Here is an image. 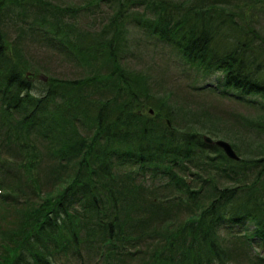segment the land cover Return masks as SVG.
<instances>
[{
    "label": "trees",
    "instance_id": "1",
    "mask_svg": "<svg viewBox=\"0 0 264 264\" xmlns=\"http://www.w3.org/2000/svg\"><path fill=\"white\" fill-rule=\"evenodd\" d=\"M207 1L0 0V211L17 205L1 216L0 264H264L263 46L231 0ZM85 13L108 22L80 25ZM131 27L177 52L195 84L186 95L243 110L235 123L189 121L178 79L156 95L121 52ZM22 43L63 50L83 77L37 85Z\"/></svg>",
    "mask_w": 264,
    "mask_h": 264
},
{
    "label": "rangeland",
    "instance_id": "2",
    "mask_svg": "<svg viewBox=\"0 0 264 264\" xmlns=\"http://www.w3.org/2000/svg\"><path fill=\"white\" fill-rule=\"evenodd\" d=\"M50 1L53 4H60V5H72L75 8L80 7L81 5H84L85 2L88 0H47ZM238 2V5L236 3ZM207 2H210V4L216 3L215 1L209 0ZM231 3L234 4V6H238V8L233 7H227L226 9H229L230 13L236 12L238 13L237 16H235L237 23L240 27H243L244 30L247 32L249 31L251 33L250 40H253L254 42H257L258 46H263V53H264V0H231ZM219 7H222L223 4L221 2L216 3ZM95 8H93L94 12ZM112 12V11H111ZM110 10H108V7L106 5H102L97 9V13H104V15H107L111 13ZM140 13L142 11L140 10ZM86 17L83 15L79 16L78 23L80 25H86L91 24L89 26L95 25L97 21H103L100 23V26H103V24L107 23V19H102L103 15L101 17L96 18L93 17L91 14L85 13ZM96 18V19H95ZM6 20V19H4ZM3 27L6 28L8 26V22L4 21V24H2ZM131 30L128 31V34L126 36V42L127 47L123 50H121L122 53L126 54L124 57H126L127 64L129 65L130 70L138 73V72H145V75L151 81V83H158V87L153 88L155 90L154 92L156 95H160L163 93V90H166L167 88L170 89L173 85V80L178 79V82H176L175 85H179L181 88V91L178 93V97L180 98V101L178 103L180 106H184V114L186 115V118L191 121L192 118L195 117V114H198L199 117L202 116L203 112H206V115L209 114L211 118H216L221 120L223 124L234 122L231 119V116L235 112H237L236 104H232L231 102L221 100L214 95L211 94H197L196 96L186 95L189 92L188 84H193L189 80V69L181 64L179 55L177 52L170 46L166 45L165 43L159 42L157 40L152 39L150 36L146 34V32H142L141 30H137L133 27L130 28ZM17 34L12 30L9 32V39L8 42L17 41ZM5 42V41H4ZM5 44V43H4ZM21 47V56L22 59L26 60V67L27 72L31 76L34 72L35 68H39L37 71L36 76L33 78L38 85V81H47L45 76H50L51 74L57 78L60 79H79L82 76V66L76 65L74 62L69 60L68 57L65 56V53L63 50H60V54L55 53V50L50 48L48 50V46L40 45V44H20ZM19 47V48H20ZM69 54V52H68ZM20 58V57H19ZM16 60V59H15ZM14 60V61H15ZM94 68H97V70H102V65L98 61L94 64ZM36 70V69H35ZM87 70V69H86ZM96 70V69H95ZM142 70V71H141ZM188 71V73L186 72ZM186 72V73H185ZM207 82H217V76H211L205 80L199 81L196 86H203L208 84ZM206 83V84H205ZM163 88V89H161ZM186 93V94H185ZM242 111L243 110L239 109ZM189 112V113H188ZM188 113V114H186ZM198 117V119H199ZM233 117V116H232ZM197 119V120H198ZM235 123V122H234ZM207 126H211L209 122L205 123ZM210 138H212L215 142L216 141H226L230 143L227 140L224 139H218L216 136L212 135ZM247 143V142H246ZM231 144V143H230ZM248 144V143H247ZM232 145V144H231ZM249 145V144H248ZM242 153H245L243 157H248V154H246V151L242 149ZM17 208L16 204L13 205H7L6 211H10L12 214L13 211ZM3 214H7L10 217V220L14 219V216L7 213V212H1L0 211V223L2 222ZM5 228H10L11 225L7 222H4ZM146 253V250H143L140 252V255L138 256V259L140 257H144L143 255ZM138 262V261H133ZM76 264V263H75Z\"/></svg>",
    "mask_w": 264,
    "mask_h": 264
},
{
    "label": "water",
    "instance_id": "3",
    "mask_svg": "<svg viewBox=\"0 0 264 264\" xmlns=\"http://www.w3.org/2000/svg\"><path fill=\"white\" fill-rule=\"evenodd\" d=\"M153 113V111H151ZM207 143L213 144V140L211 138H206ZM216 144L225 152L226 156L232 160H239L236 152L234 151L233 147L225 141H218Z\"/></svg>",
    "mask_w": 264,
    "mask_h": 264
}]
</instances>
